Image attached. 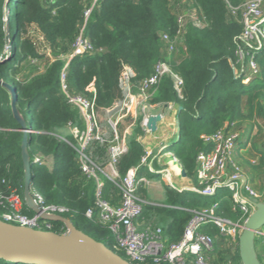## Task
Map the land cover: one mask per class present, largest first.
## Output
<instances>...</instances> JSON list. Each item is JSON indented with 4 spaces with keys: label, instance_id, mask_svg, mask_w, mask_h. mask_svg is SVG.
I'll return each mask as SVG.
<instances>
[{
    "label": "trees",
    "instance_id": "1",
    "mask_svg": "<svg viewBox=\"0 0 264 264\" xmlns=\"http://www.w3.org/2000/svg\"><path fill=\"white\" fill-rule=\"evenodd\" d=\"M241 3L243 0H192L199 18L205 19V27L197 28L188 20L185 50L182 49L184 58L177 61L173 56L169 61L184 81L182 97L176 92L172 78L165 77L151 99L152 105L173 104L177 109L178 139L170 151L195 188L199 187L197 158L211 148L202 137L239 121L245 111L251 117L256 114L264 119V54L255 56L259 73L251 81L246 82L249 69L239 79L234 74L243 25L232 15L230 6L238 7ZM86 6L85 0H0V82L14 88L16 108L30 130L26 137L31 156L32 193L42 195L48 205L66 207L69 212L64 217L78 230L128 260L123 251L115 248V238L100 222L97 212L92 219L87 217V211L95 206L96 182L83 176L72 146L56 137L69 123H79L78 111L68 104L63 94L61 73L66 65L63 57L70 53L84 25ZM180 13V8L171 7L170 0H102L92 11L86 27V37L95 53L70 61L68 88L87 98L94 97L92 90L95 89L97 109L104 114L122 97L119 80L124 66L136 72L134 83L139 85L153 74L157 62L168 60L161 37L164 34L175 37ZM28 29H35L43 36L49 52H42L32 36H23ZM25 61H41L44 68L34 69L29 77L19 81L16 73ZM141 119L136 124L139 134L143 133ZM21 128L13 116L11 95L0 83V214L8 207L6 199L12 190L22 191L24 187L21 157L24 133L18 132ZM68 139L73 142L70 136ZM109 147V143L95 142L88 154L104 168L109 163ZM144 155L143 144L136 138L131 139L129 152L118 164L120 175L125 176L130 169L138 167ZM36 156L50 158L51 163L36 162L32 159ZM139 174L163 181L159 174H152L146 167H140ZM104 181V198L118 205V189L108 180ZM164 186L165 204H145L143 218H161V227L171 243L182 239L192 219V210L219 202L220 216L234 221L239 218L232 207L231 192L226 189L219 190L213 199L190 191L181 192L166 182ZM24 213L34 216L27 206ZM40 229L66 233L60 222L42 223ZM202 231L216 238L220 262L239 264L238 252L219 247V232L215 227L207 226ZM0 264L14 263L0 261ZM145 264L154 263L150 258Z\"/></svg>",
    "mask_w": 264,
    "mask_h": 264
},
{
    "label": "built area",
    "instance_id": "2",
    "mask_svg": "<svg viewBox=\"0 0 264 264\" xmlns=\"http://www.w3.org/2000/svg\"><path fill=\"white\" fill-rule=\"evenodd\" d=\"M85 1L87 6L84 12V25L72 44L70 53L63 57L66 65L61 73L63 94L68 104L78 111L80 124L69 123L66 128L73 142L68 139L69 136L56 135V137L72 146L78 155L83 176L96 182L95 206L87 211V217L92 219L97 212L100 222L105 224L114 236L115 248L123 251L131 263L145 264L151 258L154 264L163 262L166 264H224L216 255V238L202 230L207 226L215 227L219 232L217 240L221 250L230 249L232 253H236L239 247V236L248 218L255 211L251 202H264V177L261 179L260 187L256 188L245 178L242 167L235 158L243 137V131L237 129V122L225 125L211 136L202 137L211 148L207 152H201L197 158L199 187H194L190 191L207 198H214L221 189L230 191L233 210L239 214L236 221L220 216L218 214L220 203L215 202L207 208L192 210V219L186 225L182 239L177 243H171L162 227H154L152 223L142 222L144 205L147 204L142 197V190L147 188L149 181L145 176H140L139 170L140 167H146L149 172L154 171L151 165L153 151L146 149L139 166L130 169L125 176H121L118 171L121 158L129 152L127 135H123L120 131V124L127 119L136 120L143 109L153 106L151 99L165 77L172 78L176 92L182 97L184 81L172 69L169 61L179 49L185 50L184 36L188 20L193 26L204 28L205 19L199 18L192 0H190L191 3L183 1L180 4L181 13L177 16V34L175 37L167 34L161 37L166 45L168 60L157 62L153 74L139 85L134 83L136 72L131 67L124 66L119 80L122 97L112 108L102 114L96 106L95 89L92 90L94 97L87 98L72 92L66 83L70 61L77 56L95 53L90 40L86 37V27L92 11L102 0ZM230 8L232 15L237 17L243 25L236 65L243 61L245 66L247 62L246 71L249 69L250 74L246 76V82H249L259 73L255 56L264 54V0H248L238 7L230 6ZM246 71L243 74H246ZM235 79H237L236 76ZM145 124L146 120L143 125ZM18 132L28 134L30 130L26 126ZM95 142L110 145L109 163L104 168L96 164L88 154V149ZM248 147L250 148L251 144ZM34 161L43 164L51 163L50 158L41 156H36ZM252 164L258 165V159H254ZM105 179L118 189L120 197L118 205L104 198ZM20 192L16 189L12 190L7 197L8 207L1 212V220L18 226L40 229L41 224L48 221L41 219V215L34 214L30 217L24 213L26 204ZM32 195L42 212L47 215L64 216L69 212L66 207L46 204L43 196L38 193H32ZM256 238L264 241L263 228L256 233Z\"/></svg>",
    "mask_w": 264,
    "mask_h": 264
},
{
    "label": "water",
    "instance_id": "3",
    "mask_svg": "<svg viewBox=\"0 0 264 264\" xmlns=\"http://www.w3.org/2000/svg\"><path fill=\"white\" fill-rule=\"evenodd\" d=\"M0 83L11 95L13 116L20 127H26V122L16 108L17 96L14 88L7 83ZM161 120V115L149 116L143 128L155 132ZM21 157L25 171L23 191L26 206L35 215H41L43 220L62 223L66 233L57 234L53 231L18 226L0 219V261L14 264H132L102 242H97L78 230L66 217L43 213L31 191V156L26 134L22 142ZM181 175L186 177L183 169ZM251 204L255 211L239 236V260L241 264H263L256 249V233L264 228V202Z\"/></svg>",
    "mask_w": 264,
    "mask_h": 264
},
{
    "label": "crops",
    "instance_id": "4",
    "mask_svg": "<svg viewBox=\"0 0 264 264\" xmlns=\"http://www.w3.org/2000/svg\"><path fill=\"white\" fill-rule=\"evenodd\" d=\"M160 106L163 107L165 105H153L152 107H150V109H156ZM166 107L168 108V110L171 111L170 115L173 118L169 122V124L166 121V115L163 114L162 117L163 120L158 124V129L155 132L147 131L146 129L143 128V125L141 124L143 133L139 134L136 131L137 130L136 120L129 119L128 123L125 122L124 120L120 124V127L122 129V134L127 135L128 143L130 142L131 139L136 138L138 141H140L143 144L145 150L150 149L153 151L155 157L151 159V165L154 170L153 172H151L152 174H159L163 178L164 182L175 187L177 190L181 192L191 191L194 187L186 177L185 178L178 177L179 179H176L174 177L171 179L169 177V173L172 172L171 162L172 160L177 161L174 158L173 153L170 151V148L173 142H175L178 139V126H177V109L173 108V104H168ZM251 125L253 128L250 131L249 129L243 130V137L235 153V158L241 165L243 170V175L245 176V178L248 181H250L256 188H259L261 179L264 176V165H262V168H260L261 167L260 162H259L260 163L259 166H255L252 164V161L258 157L259 159L262 157L261 153L263 149L261 148V143L257 139V134L259 130L258 127L261 125V121L255 120L254 122H251ZM249 144H251L250 148L248 147ZM261 162L262 164H264V160H261ZM155 163L157 165H155ZM147 179L149 181L148 184L149 186L154 182L160 181L149 178ZM142 197L144 198L145 194H142ZM146 197L149 198L148 200L144 198L148 204L158 206V203L154 201L155 199L150 189H148ZM160 201L165 203L166 196L163 195ZM144 221L145 220L143 218L142 222L145 224ZM258 255L262 263L264 264V241H259Z\"/></svg>",
    "mask_w": 264,
    "mask_h": 264
},
{
    "label": "rangeland",
    "instance_id": "5",
    "mask_svg": "<svg viewBox=\"0 0 264 264\" xmlns=\"http://www.w3.org/2000/svg\"><path fill=\"white\" fill-rule=\"evenodd\" d=\"M183 1L184 2L185 1H188L189 3H191L190 0H170L171 7L172 8H180L181 7L180 4ZM247 1L248 0H243V3H241V4H244ZM29 35L32 36L40 44V49H41L42 52L43 51L49 52L48 49H50V48L46 46V42H45L43 36L38 31H36L35 29H28V33L27 34H23V36H29ZM253 37H255V35H253ZM183 52L184 51L182 49H179L177 51V53L174 55V58H176L175 60H177V61L182 60L184 58ZM249 61H251V57H249ZM245 66L243 65V61H241L240 64L235 65V67H234V74H235V76H236L237 79H239L240 76L243 74V72L247 70V67L245 68ZM43 68H44V63L41 62V61L40 62L25 61L18 68V71L16 73V78L19 81H23L24 79H26L27 77H29L34 72V69H37V71H42ZM173 108L176 109L174 106H173ZM140 112L141 111H139V113ZM170 112L171 111L168 110V108L166 107V105L163 106V107L160 106V107H158L156 109H150V108L147 107L146 109H143V111L139 114V117L136 119V121L138 123V121L140 120V118H142L141 119V124L143 125L144 121L149 116L161 115L163 117V114H164V115H166V121L169 124V122L173 119L172 116L170 115ZM162 120H163V118H162ZM162 120H161V122H162ZM255 120L261 121V125L258 127L259 130H258V134H257V139L261 143V148L263 149L262 150V153L263 154H261V155H262V157H264V119L260 118L259 116H256V114H255L254 117H251L249 115V112L245 111V116L242 119H240L239 121H237V123H238L237 129L238 130H242V131L249 129V131H250L253 128L252 125H251V122H254ZM128 121H129V119L125 120V122H127V123H128ZM255 123H257V122H255ZM143 127H144V125H143ZM57 135L67 137V136H69V131L68 130H64V131L60 132ZM170 150H172V148ZM153 157H155L154 154H153ZM262 157L260 159H259V157L256 158L261 163V165L259 163L258 165H255V166H259L260 165L261 166L260 168H262V165H264L261 162V160H264V158H262ZM32 159L34 160L35 157H32ZM171 171L172 172L169 173V177L171 179L173 177L176 178V179H179L178 177L185 178V177H183L181 175L182 169L179 166L178 162L175 161V160H172V162H171ZM148 186L149 185H147V188L145 189V197L144 198L146 200L149 199L148 197H146V194L148 192V189H150L152 195L154 196V199H155L154 201L156 203H158V206L159 205L160 206H163L165 203L164 202H161L160 199L162 198L163 195H165L164 182L163 181H157V182H154L153 184H150L149 187ZM20 193H21L22 198H24V191L22 190ZM213 199H215V198H213ZM160 219L161 218H152L150 220L149 219L147 220V218H146V219H144L145 220L144 222H145V224L152 223V226H154V227H156V226L161 227V225H163V222ZM263 230H264V228H263ZM259 241H262V240H259V239L256 238V249H257V252L259 250ZM220 248H221V246H220ZM239 264H241L240 261H239Z\"/></svg>",
    "mask_w": 264,
    "mask_h": 264
},
{
    "label": "bare ground",
    "instance_id": "6",
    "mask_svg": "<svg viewBox=\"0 0 264 264\" xmlns=\"http://www.w3.org/2000/svg\"><path fill=\"white\" fill-rule=\"evenodd\" d=\"M167 176V175H166Z\"/></svg>",
    "mask_w": 264,
    "mask_h": 264
}]
</instances>
